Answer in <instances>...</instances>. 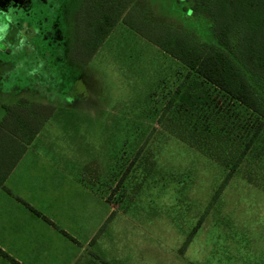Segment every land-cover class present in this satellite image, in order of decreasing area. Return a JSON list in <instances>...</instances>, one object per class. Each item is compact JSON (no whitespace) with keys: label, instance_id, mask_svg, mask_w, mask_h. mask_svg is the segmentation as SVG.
Here are the masks:
<instances>
[{"label":"rangeland","instance_id":"rangeland-1","mask_svg":"<svg viewBox=\"0 0 264 264\" xmlns=\"http://www.w3.org/2000/svg\"><path fill=\"white\" fill-rule=\"evenodd\" d=\"M135 1L156 21L207 38L205 20L183 16L188 1ZM62 2L0 0L7 12V22L0 19V102L26 98L58 105L85 100L81 107L73 106L80 118L56 110L40 133L52 139L51 148L69 151L67 167L73 174L76 165L95 168L96 191L109 203L111 218L102 229L156 232L152 250L147 249L156 264H165L166 257L172 260L171 246L176 254L211 204L187 258L198 252L200 264H264V134L213 202L228 168L177 133L182 129L191 138L194 130L201 138L214 133L226 118L215 111L225 110L227 99L217 94L211 96V106L187 111L174 103L167 112L174 122L168 129L157 117L185 68L121 21L89 61L78 66L69 55L74 36L68 34L66 20L75 7ZM21 19L26 22L19 29ZM2 44L11 52H1ZM3 114L0 108V118ZM37 145L30 148L40 150ZM83 175L89 180V173Z\"/></svg>","mask_w":264,"mask_h":264},{"label":"trees","instance_id":"trees-1","mask_svg":"<svg viewBox=\"0 0 264 264\" xmlns=\"http://www.w3.org/2000/svg\"><path fill=\"white\" fill-rule=\"evenodd\" d=\"M62 1L63 7H75L68 11L66 20H70L71 26L68 34L74 36L69 55L78 66L83 67L89 61L121 21L185 68L189 78V94L184 111L197 106L205 107V104L211 106L210 98L217 94L228 100L225 110L215 111L218 117L226 118L214 133L202 138L200 132L195 130L192 138L185 135L182 129L177 133L189 144L203 147L210 158L228 168L213 195L214 202L261 134H264V0H186L190 5L188 9L185 7V11H189L190 15L184 11L183 16L195 21L205 20L207 38L156 21L145 14L135 0ZM6 15L7 12L0 7L1 21L7 22ZM24 22L23 19L19 21V29H22ZM2 45L5 51L1 52H11L7 45ZM198 86L206 89L202 88L201 92L191 89ZM0 108L4 111L0 118L2 189L28 145L53 114V107L19 98L12 103L0 102ZM254 117L259 120L257 125L250 123L253 124ZM170 127L167 125L168 129ZM235 131L238 133L234 134ZM202 217L183 242L181 252L200 226ZM0 253L19 264L1 249Z\"/></svg>","mask_w":264,"mask_h":264},{"label":"crops","instance_id":"crops-1","mask_svg":"<svg viewBox=\"0 0 264 264\" xmlns=\"http://www.w3.org/2000/svg\"><path fill=\"white\" fill-rule=\"evenodd\" d=\"M180 75L179 85L157 117L165 126L174 124L167 115L168 111H173L174 103L182 110L187 106L188 73ZM185 81L187 85H184ZM84 101L79 97L66 104L45 103L53 107V113L59 110L67 117L80 118L79 114L74 116L73 106L81 107ZM45 124L6 178L5 188L0 189V249L19 264H156L152 260L153 254L147 250H152L156 242L151 240L158 237L155 231H99L110 210L109 203L96 191L95 168L92 165L78 167L75 162L73 174L72 169L67 167L70 161L66 152L71 155L69 151L51 148L49 142L52 139L40 133ZM35 142L40 150L30 148ZM242 164L237 170L242 168ZM86 172L89 173V180L83 178ZM213 205L196 219L203 216L182 252L180 247L183 242L176 248V254L174 245L171 246L172 260L166 257L165 264H175L174 260L200 264L199 253L195 252L194 259H191L186 256L187 250ZM143 236L145 242L141 239ZM0 264L15 263L0 253Z\"/></svg>","mask_w":264,"mask_h":264}]
</instances>
